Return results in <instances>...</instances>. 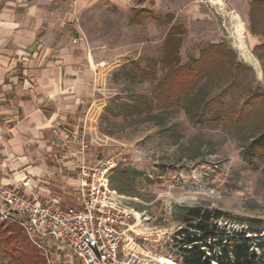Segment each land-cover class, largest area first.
<instances>
[{"label":"rangeland","instance_id":"rangeland-1","mask_svg":"<svg viewBox=\"0 0 264 264\" xmlns=\"http://www.w3.org/2000/svg\"><path fill=\"white\" fill-rule=\"evenodd\" d=\"M254 1L103 0L83 16L97 66L75 124L97 155L116 158L110 185L153 233L140 264H182L177 234L196 207L222 210L221 225L264 240V160L241 156L264 133V3ZM219 44L227 50L204 53ZM194 62L195 80L175 75ZM8 225L16 226L0 220L1 230ZM17 227L10 232L26 244ZM13 256L0 253V264H20Z\"/></svg>","mask_w":264,"mask_h":264},{"label":"crops","instance_id":"crops-1","mask_svg":"<svg viewBox=\"0 0 264 264\" xmlns=\"http://www.w3.org/2000/svg\"><path fill=\"white\" fill-rule=\"evenodd\" d=\"M99 1L0 0V184L46 205L77 203L74 114L97 66L81 21Z\"/></svg>","mask_w":264,"mask_h":264},{"label":"built area","instance_id":"built-area-1","mask_svg":"<svg viewBox=\"0 0 264 264\" xmlns=\"http://www.w3.org/2000/svg\"><path fill=\"white\" fill-rule=\"evenodd\" d=\"M75 169L80 184L77 203L46 205L28 192L29 180L19 187L0 184V220L22 229L29 242L50 261L61 264H140L146 261L142 242L143 214L132 199L110 185L118 167L115 157L102 158L85 132L75 139Z\"/></svg>","mask_w":264,"mask_h":264},{"label":"trees","instance_id":"trees-1","mask_svg":"<svg viewBox=\"0 0 264 264\" xmlns=\"http://www.w3.org/2000/svg\"><path fill=\"white\" fill-rule=\"evenodd\" d=\"M260 3L264 1L253 2L255 5ZM221 49L227 50L222 44L211 45L204 53ZM195 63L197 62L178 68L175 75H189L187 78L192 82L198 73ZM189 87L188 89L191 88ZM218 119L216 117L214 120ZM241 156L250 163L254 159L264 160V133L254 137L243 148ZM226 217L227 214L219 209L196 207L187 210V216L183 220L185 228L178 232L179 240L176 244L179 246L182 264H264V240L247 237V231L239 232L221 225L220 222ZM14 227L16 226L8 225L4 230L0 228V253L14 255L13 258L20 264H42L40 257L36 259L33 255L23 253L29 251V246H34L28 239L25 244L12 234L10 231ZM8 233L11 234L7 235Z\"/></svg>","mask_w":264,"mask_h":264},{"label":"bare ground","instance_id":"bare-ground-1","mask_svg":"<svg viewBox=\"0 0 264 264\" xmlns=\"http://www.w3.org/2000/svg\"><path fill=\"white\" fill-rule=\"evenodd\" d=\"M213 2L215 4H218V5H221V6L224 5L223 0H215V1L213 0ZM234 17H235V19L237 21V25H236V28H235L236 35H237L238 39L241 41V43L244 44V36H245V32H246L244 23L241 20V18H240L239 15H234ZM245 45H243V49L242 50H243L246 58L248 59L247 49H246V46ZM137 217H138V215H137ZM166 263L170 264V262H166Z\"/></svg>","mask_w":264,"mask_h":264}]
</instances>
